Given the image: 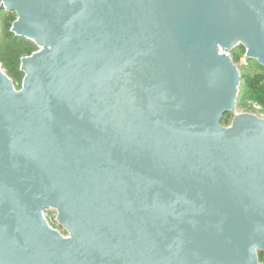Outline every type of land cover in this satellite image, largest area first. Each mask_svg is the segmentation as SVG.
Here are the masks:
<instances>
[{"label": "water", "instance_id": "water-1", "mask_svg": "<svg viewBox=\"0 0 264 264\" xmlns=\"http://www.w3.org/2000/svg\"><path fill=\"white\" fill-rule=\"evenodd\" d=\"M4 11L39 50L20 90L0 68V264H263L264 119L231 55L264 68V0Z\"/></svg>", "mask_w": 264, "mask_h": 264}, {"label": "rangeland", "instance_id": "rangeland-1", "mask_svg": "<svg viewBox=\"0 0 264 264\" xmlns=\"http://www.w3.org/2000/svg\"><path fill=\"white\" fill-rule=\"evenodd\" d=\"M17 17L15 14H10L7 11H4L0 14V64L1 66L4 64L7 66L11 72H14L15 70V77L11 75V79L16 87L17 90H20V87H22L24 74L21 72V60L24 57H28V54H33L39 50L38 47H36L33 43H29L26 40H22L20 38H17L14 34L11 33V28L13 23L16 21ZM10 33V37H6V34ZM243 54V51L238 49L235 51L236 56H241ZM235 55L232 54L231 57L235 58ZM234 60V59H233ZM238 62H236L237 64ZM252 65V64H251ZM253 66V65H252ZM1 69L6 73L9 72L6 71L4 68L1 67ZM251 70V69H250ZM242 71V70H241ZM20 73V74H19ZM7 74V73H6ZM238 114H254L258 117L264 118V109L257 105L254 102L247 101L245 103H241L239 108L237 109ZM233 118H231L227 124H224L225 127H228L231 125ZM47 219L50 221V224L52 226L54 219L56 218V214L54 212H49L46 215ZM55 227V226H54ZM56 228V227H55ZM62 232V231H60Z\"/></svg>", "mask_w": 264, "mask_h": 264}, {"label": "trees", "instance_id": "trees-1", "mask_svg": "<svg viewBox=\"0 0 264 264\" xmlns=\"http://www.w3.org/2000/svg\"><path fill=\"white\" fill-rule=\"evenodd\" d=\"M10 36H11L10 33L6 34V37H10ZM22 40H24V39H22ZM1 48L2 47L0 45V49ZM240 50L243 51V54L241 56H236L234 53L235 58H233V59H234L235 63L238 62L240 60V58L242 56H244V54H245L244 49H240ZM27 56H31V54H28ZM1 67L4 68L6 71L7 70L9 71V72H6L9 77H11V75H13V77L16 76L15 70H14V72H11V70L7 66H5L4 64ZM242 75H243L244 79H243V83H242V87H241V94H240V98H239V102H238V108L241 105V103L251 101V102L256 103L257 105H259L260 107H262L264 109V68L259 66L256 62L250 61L249 68L243 70ZM20 89H21V87H20ZM231 118H233L232 115L227 116L224 119L223 124H227ZM261 262L264 264V256H261Z\"/></svg>", "mask_w": 264, "mask_h": 264}, {"label": "built area", "instance_id": "built-area-1", "mask_svg": "<svg viewBox=\"0 0 264 264\" xmlns=\"http://www.w3.org/2000/svg\"><path fill=\"white\" fill-rule=\"evenodd\" d=\"M235 64H236V63H235ZM236 65L239 67L240 71H241V70L243 71V70L249 68V66H250V62L247 60L246 55L244 54V56H242V57L240 58V60L238 61V63H237ZM0 68H1V65H0ZM242 71H241V72H242ZM261 118L264 119L263 116H262ZM64 236H65V235H64Z\"/></svg>", "mask_w": 264, "mask_h": 264}]
</instances>
